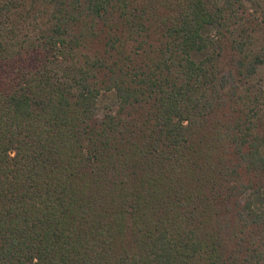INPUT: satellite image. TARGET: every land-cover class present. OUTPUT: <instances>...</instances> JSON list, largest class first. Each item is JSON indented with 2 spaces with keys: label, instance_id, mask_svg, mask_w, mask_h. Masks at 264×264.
<instances>
[{
  "label": "trees",
  "instance_id": "1",
  "mask_svg": "<svg viewBox=\"0 0 264 264\" xmlns=\"http://www.w3.org/2000/svg\"><path fill=\"white\" fill-rule=\"evenodd\" d=\"M260 12L0 0V264H264Z\"/></svg>",
  "mask_w": 264,
  "mask_h": 264
},
{
  "label": "rangeland",
  "instance_id": "2",
  "mask_svg": "<svg viewBox=\"0 0 264 264\" xmlns=\"http://www.w3.org/2000/svg\"><path fill=\"white\" fill-rule=\"evenodd\" d=\"M248 5H250V3H248ZM255 17H258V20L260 22L264 21V13L262 12L256 14ZM253 85H255L258 90L264 87V65L259 69L258 74L253 79ZM118 106H119V99L115 91L103 92L98 99V104L95 108V112L97 117L103 118L107 109L111 108L113 110H117ZM254 199H255V207L257 209H260L264 206V200H263L264 195H255Z\"/></svg>",
  "mask_w": 264,
  "mask_h": 264
}]
</instances>
